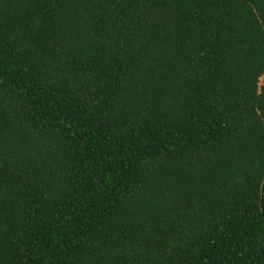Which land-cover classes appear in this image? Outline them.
Here are the masks:
<instances>
[{"label": "trees", "instance_id": "obj_1", "mask_svg": "<svg viewBox=\"0 0 264 264\" xmlns=\"http://www.w3.org/2000/svg\"><path fill=\"white\" fill-rule=\"evenodd\" d=\"M0 264H264V0H0Z\"/></svg>", "mask_w": 264, "mask_h": 264}]
</instances>
